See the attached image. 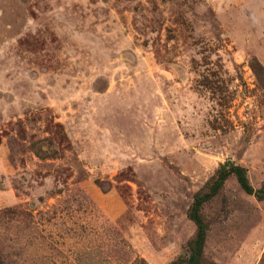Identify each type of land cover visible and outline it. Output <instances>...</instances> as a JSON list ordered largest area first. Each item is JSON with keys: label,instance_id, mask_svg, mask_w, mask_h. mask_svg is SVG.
Wrapping results in <instances>:
<instances>
[{"label": "rangeland", "instance_id": "1", "mask_svg": "<svg viewBox=\"0 0 264 264\" xmlns=\"http://www.w3.org/2000/svg\"><path fill=\"white\" fill-rule=\"evenodd\" d=\"M264 0H0L4 264H186L225 163L264 183ZM202 264H264V200L204 203Z\"/></svg>", "mask_w": 264, "mask_h": 264}, {"label": "trees", "instance_id": "2", "mask_svg": "<svg viewBox=\"0 0 264 264\" xmlns=\"http://www.w3.org/2000/svg\"><path fill=\"white\" fill-rule=\"evenodd\" d=\"M250 67L255 76L261 82H264V70L258 64V62L254 60ZM230 176H233L236 179L239 187L245 194L249 196L255 195L259 200H264V183L260 191L254 192L249 185L245 171L242 168L235 167L230 163H225L224 165H222L217 172L215 180L207 188L204 194H201L194 199L192 207L189 211L188 218L195 225L196 234L192 244V250L190 251V255L188 260L186 261V264H202L201 261L202 250L205 241V227L200 217V209L204 203H206L218 193V191L222 188L225 180ZM1 215L16 216L17 212L7 211L3 214L1 213L0 216ZM4 261L5 258L0 252V264H4Z\"/></svg>", "mask_w": 264, "mask_h": 264}]
</instances>
